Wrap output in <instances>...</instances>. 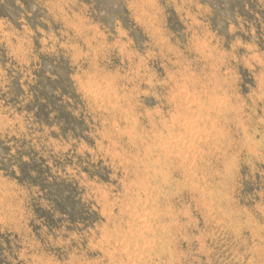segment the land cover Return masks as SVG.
I'll return each instance as SVG.
<instances>
[{
    "label": "rangeland",
    "instance_id": "rangeland-1",
    "mask_svg": "<svg viewBox=\"0 0 264 264\" xmlns=\"http://www.w3.org/2000/svg\"><path fill=\"white\" fill-rule=\"evenodd\" d=\"M0 264H264V0H0Z\"/></svg>",
    "mask_w": 264,
    "mask_h": 264
},
{
    "label": "bare ground",
    "instance_id": "bare-ground-1",
    "mask_svg": "<svg viewBox=\"0 0 264 264\" xmlns=\"http://www.w3.org/2000/svg\"><path fill=\"white\" fill-rule=\"evenodd\" d=\"M173 143V142H172Z\"/></svg>",
    "mask_w": 264,
    "mask_h": 264
}]
</instances>
